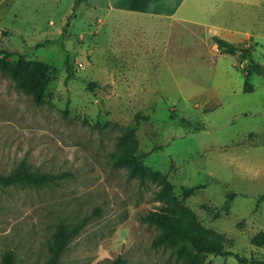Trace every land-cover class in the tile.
I'll use <instances>...</instances> for the list:
<instances>
[{
  "label": "rangeland",
  "instance_id": "rangeland-1",
  "mask_svg": "<svg viewBox=\"0 0 264 264\" xmlns=\"http://www.w3.org/2000/svg\"><path fill=\"white\" fill-rule=\"evenodd\" d=\"M113 1H134L136 11L108 0H0V50L58 68L41 102L0 71V175L21 160L68 173L41 186L0 183V259L12 250L15 264H40L58 223L89 216L56 264H179L171 246L152 243L160 228L143 218L163 205L159 186L110 162L127 126L137 153L162 145L143 163L166 173L178 198L196 187L183 204L224 249L264 259V244L250 243L264 231V70L246 78L248 59L213 39L252 42L264 67V37L251 28L263 0H186L161 15L173 0ZM203 263L239 264L213 253Z\"/></svg>",
  "mask_w": 264,
  "mask_h": 264
},
{
  "label": "trees",
  "instance_id": "trees-1",
  "mask_svg": "<svg viewBox=\"0 0 264 264\" xmlns=\"http://www.w3.org/2000/svg\"><path fill=\"white\" fill-rule=\"evenodd\" d=\"M83 0H74L73 8H76ZM68 20L66 21V24ZM217 49L227 54L239 52L241 58L248 59V64L243 67L246 78L251 72H263L264 67L252 57L250 45H236L233 42L215 35L213 37ZM0 71L18 80L20 86L29 91L35 102H41L47 93L51 79L58 72V68L49 64L26 58L24 53L15 52V57L8 59L12 54L7 49H1ZM64 63L66 69L72 75L68 56ZM88 86L93 82L87 81ZM253 87L248 79L243 85L244 91H251ZM144 117V115H141ZM177 122L184 125H192V121L184 116L177 115ZM118 147L111 155L110 162L113 166L126 165L127 176L137 177L140 182L152 181L159 186L156 197L163 202L157 210L148 211L143 218L160 228V231L152 239L154 245L171 246L174 253L180 258L179 264H207L203 263L204 256L208 253L216 255H232L239 264H264V259H254L240 255L224 249L220 236L211 229L203 227L198 221L195 213L188 206L183 204V200L188 197L196 187H183L181 197L178 198L173 193V187L166 173L152 169L145 165L143 160L150 152L162 147L154 145L152 150L137 153L138 141L135 129L132 126L125 127L117 139ZM66 171L50 172L32 170L30 165L21 160L18 165L6 174L0 175V183L22 184L28 186H41L48 183H57L65 177ZM233 193L227 194L226 201L222 204V209L229 208V200ZM264 199V193L258 196V201ZM89 216H84L70 226L58 223L51 234V239L47 244L48 257L40 264H56L59 256L63 252L69 239L83 228ZM250 243L255 246L264 244V231L259 230L250 238ZM119 257L113 259L110 264H119ZM0 264H15V254L12 250L3 253Z\"/></svg>",
  "mask_w": 264,
  "mask_h": 264
},
{
  "label": "crops",
  "instance_id": "crops-1",
  "mask_svg": "<svg viewBox=\"0 0 264 264\" xmlns=\"http://www.w3.org/2000/svg\"><path fill=\"white\" fill-rule=\"evenodd\" d=\"M179 1L180 0H173V1L169 2L168 5L165 6L164 10L161 11L160 15L168 12V10L171 7H172L173 11H176V13H178V11L180 12L181 6L185 4L186 0H184L182 4ZM194 4H195V1H194L193 5ZM134 5H135L134 1L130 2V3H123L120 1L114 2L113 0H108V6H118V7L124 8V10H126V11H136L135 10L136 5L135 6ZM175 5H177L176 9H175ZM259 5L261 7L260 13L257 16V20H254L251 28H252V32H253L254 36L262 38V37H264V0L261 3H259ZM191 10L188 11L189 18H190V20H195L197 22L198 20L192 16ZM246 34H248V33L246 32ZM243 41H246V44L250 45L251 47L253 46L252 42L249 43L247 40H243Z\"/></svg>",
  "mask_w": 264,
  "mask_h": 264
}]
</instances>
